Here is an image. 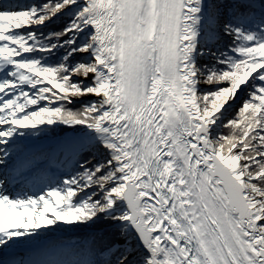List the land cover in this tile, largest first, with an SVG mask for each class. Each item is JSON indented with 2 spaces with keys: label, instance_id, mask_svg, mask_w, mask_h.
I'll use <instances>...</instances> for the list:
<instances>
[{
  "label": "snow or ice",
  "instance_id": "snow-or-ice-1",
  "mask_svg": "<svg viewBox=\"0 0 264 264\" xmlns=\"http://www.w3.org/2000/svg\"><path fill=\"white\" fill-rule=\"evenodd\" d=\"M0 264H264V0H0Z\"/></svg>",
  "mask_w": 264,
  "mask_h": 264
},
{
  "label": "trees",
  "instance_id": "trees-1",
  "mask_svg": "<svg viewBox=\"0 0 264 264\" xmlns=\"http://www.w3.org/2000/svg\"><path fill=\"white\" fill-rule=\"evenodd\" d=\"M224 132L226 133L227 132V129H224ZM60 234H62V232L55 233V234H53V236H54V238L62 239L60 237ZM64 234H69V237L70 238H68V239H74L78 235V233H73V232H64ZM68 239H65V240H68Z\"/></svg>",
  "mask_w": 264,
  "mask_h": 264
},
{
  "label": "rangeland",
  "instance_id": "rangeland-1",
  "mask_svg": "<svg viewBox=\"0 0 264 264\" xmlns=\"http://www.w3.org/2000/svg\"><path fill=\"white\" fill-rule=\"evenodd\" d=\"M224 131V130H223ZM14 191H20V189H15ZM60 237L62 238V239H68V238H70L69 237V234H64V232H62V234H60Z\"/></svg>",
  "mask_w": 264,
  "mask_h": 264
}]
</instances>
